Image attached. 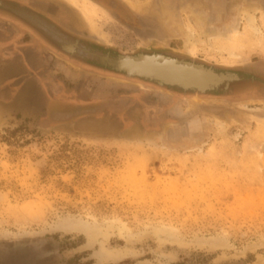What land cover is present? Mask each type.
<instances>
[{
	"label": "rangeland",
	"instance_id": "obj_1",
	"mask_svg": "<svg viewBox=\"0 0 264 264\" xmlns=\"http://www.w3.org/2000/svg\"><path fill=\"white\" fill-rule=\"evenodd\" d=\"M117 1L180 55L264 65V0ZM88 27L122 49L147 40L110 14ZM55 69L74 93L62 118L40 96L0 95V263L29 252L38 264H264V91L171 102Z\"/></svg>",
	"mask_w": 264,
	"mask_h": 264
},
{
	"label": "flooded vegetation",
	"instance_id": "obj_2",
	"mask_svg": "<svg viewBox=\"0 0 264 264\" xmlns=\"http://www.w3.org/2000/svg\"><path fill=\"white\" fill-rule=\"evenodd\" d=\"M93 1L138 39H147V42H139L136 49H122L116 43L108 42L107 37L105 40L96 37L89 32L88 24L76 9L64 0H0V78L7 79L1 86L4 89L0 91L1 97L26 91L30 96L42 97L43 103L51 107V119L68 115L57 107L65 102L60 97L74 93L64 86L66 77L63 73L55 69L59 63L78 69L82 78H120L142 84L144 90L154 87L168 94L171 102L176 100L177 95L187 99H213L235 93L253 97L258 91H264V65L244 69L224 68L223 71L206 66L156 43L155 36L143 28L134 11L125 3L117 0ZM154 56L160 61L165 59L178 65L212 71L219 80L203 90L185 88L155 77L135 75L121 67L122 59L137 61ZM99 108L97 105L88 110H74L70 114L75 111L95 113Z\"/></svg>",
	"mask_w": 264,
	"mask_h": 264
},
{
	"label": "bare ground",
	"instance_id": "obj_3",
	"mask_svg": "<svg viewBox=\"0 0 264 264\" xmlns=\"http://www.w3.org/2000/svg\"><path fill=\"white\" fill-rule=\"evenodd\" d=\"M66 1H68L70 5L79 11V13L95 31L99 30V24L101 20L109 19V13L106 11V9L102 8V6L92 0ZM254 30L260 32L258 27H254ZM150 61L154 62V64H151ZM140 64L142 66H140ZM121 67L126 68L130 73H141L145 76L156 77L163 82L180 83L186 86V88L193 86L197 89H205L209 87L210 84H213L219 80V77L212 71H204L202 69H197L187 65H178L174 61H168L165 59L160 61L155 56L143 57L141 60L137 61L130 58L122 59ZM211 243H213V241ZM28 256L29 255H27V257ZM32 256L33 255H31V257ZM27 257L22 262H26Z\"/></svg>",
	"mask_w": 264,
	"mask_h": 264
},
{
	"label": "water",
	"instance_id": "obj_4",
	"mask_svg": "<svg viewBox=\"0 0 264 264\" xmlns=\"http://www.w3.org/2000/svg\"><path fill=\"white\" fill-rule=\"evenodd\" d=\"M135 75H139V76H143L144 74H141V73H134ZM156 78V77H155ZM158 79V78H157ZM166 83H171V82H166ZM171 84H178L180 86H183L186 88V86L180 84V83H171ZM193 87V86H192ZM194 88V87H193ZM203 90V89H202ZM33 255L32 257V261H33V264H38L37 262V256L33 253H29L27 252V254H24L22 256H19V257H13V256H10L8 257L6 260L2 261L0 264H27L26 262H22L24 259H26L27 255L30 256ZM32 264V262H31Z\"/></svg>",
	"mask_w": 264,
	"mask_h": 264
}]
</instances>
